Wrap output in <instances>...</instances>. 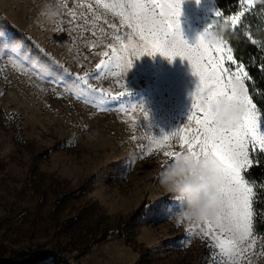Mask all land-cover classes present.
I'll return each instance as SVG.
<instances>
[{"label": "rangeland", "instance_id": "obj_1", "mask_svg": "<svg viewBox=\"0 0 264 264\" xmlns=\"http://www.w3.org/2000/svg\"><path fill=\"white\" fill-rule=\"evenodd\" d=\"M65 2L62 14L49 22L40 15L45 0H0V264H24L46 253L69 264H219L223 257L199 236L189 242L187 230L203 223L178 225L170 218L177 204L158 180L165 149L142 153L154 147L151 137L188 123L199 78L187 59L169 62L156 53L135 59L124 80L95 79L96 64L107 59L100 53L116 44L109 25L116 24L121 35L130 30L95 0ZM260 2L253 0V7ZM216 8L215 0H183L180 30L190 45ZM94 15L101 17L95 29ZM229 26L221 23L212 31L226 39ZM84 73L93 88L115 95L126 85L130 95L105 96L100 103V93L88 95L81 84L85 94L78 97L74 74ZM136 104L144 105L148 118ZM258 156L264 153H251L253 163ZM261 244L252 264H264ZM34 264L60 263L50 256Z\"/></svg>", "mask_w": 264, "mask_h": 264}, {"label": "snow or ice", "instance_id": "obj_2", "mask_svg": "<svg viewBox=\"0 0 264 264\" xmlns=\"http://www.w3.org/2000/svg\"><path fill=\"white\" fill-rule=\"evenodd\" d=\"M196 2L199 4L200 0ZM95 3L98 8L119 17L120 25L130 30L121 35L116 24L109 25L116 33L113 36L116 44L108 45L110 52L100 53L107 59H101L96 64L95 79L111 75L124 80L133 67V61L144 55L154 56L159 53L168 57L169 62L178 56L190 63L192 73L199 78V83L192 94L188 123L170 135L151 137V144L154 147H148L146 151L142 149V153L150 155L153 154L154 148L165 149L163 151L167 158L165 169L184 154L195 157L198 162L202 161L205 165L209 161L219 163L222 173V184L218 189L221 206L215 218L203 222V227L198 230L193 228L187 230L189 242L194 234L199 236L207 246L223 257L219 264H252L258 241H264V236L258 235L255 231L254 218L257 213L254 210V200L257 193L244 173L253 164L251 153L257 151L264 153V117L248 95L244 82L250 77L245 71L244 64L239 63L233 56L228 41L218 37V43L210 45L207 43V36L221 23L230 22L231 28L236 30L245 12L253 7V0H239L242 10L227 17H223L216 8L215 18L206 26L194 45H190L183 38L180 30L179 18L182 15L183 0H95ZM61 4L62 7H67L65 0H61ZM88 8L91 9L92 5L89 4ZM165 10L168 11L167 17L164 15ZM67 14L73 20L77 18L71 9ZM81 18L85 24L90 22L83 13ZM100 19L99 15L93 16L91 20L93 29ZM100 31L103 32V28ZM133 36L138 38L136 42H133ZM252 42L256 43L255 40ZM4 51V47L0 45V53ZM8 51L17 53L18 50L11 47ZM9 60L13 67L22 70L21 64L16 60L11 57ZM74 80L77 82L78 97L85 94L80 89V85L83 84L89 89L88 95L100 93L97 97L100 103L104 102L105 96L120 100L130 95L126 85H124L126 91L115 95L103 89L93 88L89 84L88 73L74 74ZM233 82L241 86V95H237L230 86ZM234 103H243L246 109L239 124L232 130L216 127V117L221 111H227L228 105ZM134 107L139 108L144 117L148 118L143 104H136ZM173 145H178L179 150H171ZM260 215L264 217V214ZM260 248L264 251V244H261Z\"/></svg>", "mask_w": 264, "mask_h": 264}, {"label": "clouds", "instance_id": "obj_3", "mask_svg": "<svg viewBox=\"0 0 264 264\" xmlns=\"http://www.w3.org/2000/svg\"><path fill=\"white\" fill-rule=\"evenodd\" d=\"M63 12L61 0H45L40 15L51 22ZM221 26V30L226 28ZM218 41V33L212 31L207 36L208 43ZM237 95L242 94L241 86L233 82L230 85ZM227 111H221L216 117L215 126L224 130L235 128L245 113L243 103L227 106ZM159 186L164 193L170 194L176 202L177 209H170V218L180 222L203 223L215 218L221 206L218 192L222 184V173L218 162H198L188 154L181 155L159 175Z\"/></svg>", "mask_w": 264, "mask_h": 264}, {"label": "trees", "instance_id": "obj_4", "mask_svg": "<svg viewBox=\"0 0 264 264\" xmlns=\"http://www.w3.org/2000/svg\"><path fill=\"white\" fill-rule=\"evenodd\" d=\"M216 7L225 16L234 15L242 10L239 0H215ZM224 36L232 48V54L239 63L244 64L250 79L246 81L248 93L253 102L261 110L264 117V0L245 12L241 24L236 30L229 26ZM255 40L254 44L252 41ZM246 176L254 182V191L257 196L254 200V227L257 232L264 231V158L258 159L245 172ZM54 256L60 264H69L66 260L54 253L31 255L24 264H34Z\"/></svg>", "mask_w": 264, "mask_h": 264}, {"label": "bare ground", "instance_id": "obj_5", "mask_svg": "<svg viewBox=\"0 0 264 264\" xmlns=\"http://www.w3.org/2000/svg\"><path fill=\"white\" fill-rule=\"evenodd\" d=\"M167 76H168V75H167ZM166 78H168V77H166ZM170 124H172V123H170ZM170 124H169V125H170ZM169 127H170V126H169ZM172 128H173V127H172Z\"/></svg>", "mask_w": 264, "mask_h": 264}]
</instances>
